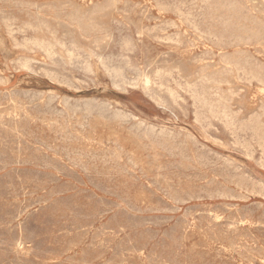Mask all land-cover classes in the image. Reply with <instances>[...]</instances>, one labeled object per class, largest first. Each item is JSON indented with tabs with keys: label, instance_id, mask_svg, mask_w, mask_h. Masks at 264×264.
Segmentation results:
<instances>
[{
	"label": "rangeland",
	"instance_id": "1",
	"mask_svg": "<svg viewBox=\"0 0 264 264\" xmlns=\"http://www.w3.org/2000/svg\"><path fill=\"white\" fill-rule=\"evenodd\" d=\"M0 10V264H264V0Z\"/></svg>",
	"mask_w": 264,
	"mask_h": 264
},
{
	"label": "bare ground",
	"instance_id": "2",
	"mask_svg": "<svg viewBox=\"0 0 264 264\" xmlns=\"http://www.w3.org/2000/svg\"><path fill=\"white\" fill-rule=\"evenodd\" d=\"M65 1V0H64ZM166 1V0H165ZM39 3V2H38ZM128 3V2H127ZM166 3V2H165ZM173 3V2H172ZM158 4V3H157ZM162 4V3H161ZM183 4V3H182ZM133 5H134V3H133ZM151 5V4H150ZM146 6V5H145ZM167 6V5H166ZM183 6V5H182ZM225 6V5H224ZM250 6V5H249ZM256 6V5H255ZM158 7V6H157ZM220 7V6H219ZM189 8V7H188ZM229 8V7H228ZM86 9V8H85ZM1 11V10H0ZM229 11V10H228ZM233 11V10H232ZM231 11V12H232ZM126 12V11H125ZM111 13V12H110ZM181 13V12H180ZM179 13V14H180ZM188 14V13H187ZM231 14V13H230ZM186 15V14H185ZM188 15H191V14H188ZM106 17H107V15H106ZM124 17V16H123ZM127 17V16H126ZM144 17V16H143ZM231 17V16H230ZM192 18V17H191ZM228 18V17H227ZM14 19V18H13ZM112 19V18H111ZM12 21V20H11ZM11 21H9V22H11ZM16 21V20H15ZM155 21V20H154ZM159 21V20H158ZM180 21V20H179ZM227 21H228V19H227ZM7 22V21H6ZM8 22V23H9ZM79 22V21H78ZM223 22V21H222ZM39 23V22H38ZM227 23V22H226ZM161 24V23H160ZM190 24V23H189ZM222 24V23H221ZM26 25V24H25ZM44 25V24H43ZM172 25V24H171ZM184 25V24H183ZM197 25V24H196ZM12 26V25H11ZM195 26V25H194ZM210 26V25H209ZM213 26V25H212ZM224 26V25H223ZM16 27V26H15ZM27 27V26H26ZM155 27V26H154ZM173 27V26H172ZM176 27V26H175ZM199 27V26H198ZM214 27H215V24H214ZM45 28V27H44ZM152 28H153V26H152ZM209 28V27H208ZM217 28V27H216ZM19 29V28H18ZM17 29V30H18ZM28 29V28H27ZM160 29V28H159ZM248 29V28H247ZM256 29V28H255ZM47 30V29H46ZM170 30V29H169ZM225 30V29H224ZM233 30V29H232ZM26 31V30H25ZM119 31V30H118ZM141 31V30H140ZM148 31V30H147ZM235 31V30H234ZM255 31V30H254ZM19 32V31H18ZM30 32V31H29ZM153 32V31H152ZM199 32V31H198ZM212 32V31H211ZM215 32H216V30H215ZM244 32V31H243ZM159 33V32H158ZM157 33V34H158ZM165 33V32H164ZM218 33V32H217ZM27 34V33H26ZM131 34V33H130ZM6 35H8V34H6ZM216 35V34H215ZM223 35V34H222ZM232 35V34H231ZM194 36V35H193ZM225 36V35H224ZM212 37V36H211ZM210 37V38H211ZM240 37V36H239ZM262 37V36H261ZM32 39H33V37H32ZM54 39V38H53ZM217 39V38H216ZM239 39H241V38H239ZM242 39H244V38H242ZM21 40V39H20ZM28 40V39H27ZM33 40H35V39H33ZM226 40V39H225ZM246 40V39H245ZM250 40V39H249ZM12 41V40H11ZM42 41V40H41ZM70 41H71V39H70ZM126 41V40H125ZM124 41V42H125ZM195 41V40H194ZM228 41V40H227ZM43 42V41H42ZM45 42V41H44ZM219 42H220V40H219ZM235 42H236V40H235ZM14 43V42H13ZM21 43V42H20ZM25 43V42H24ZM24 43H22V44H24ZM34 43V42H33ZM21 44V45H22ZM30 44V43H29ZM35 44V43H34ZM47 44H48V42H47ZM59 44V43H58ZM62 44V43H61ZM122 44H123V42H122ZM222 44V43H221ZM38 45V44H37ZM40 45V44H39ZM46 45V44H45ZM49 45H50V43H49ZM120 45V44H119ZM223 45V44H222ZM51 46V45H50ZM49 46V47H50ZM124 46H126V45H124ZM227 46H228V44H227ZM33 47V46H32ZM70 47V46H69ZM68 47V48H69ZM221 47V46H220ZM16 48V47H15ZM45 48V47H44ZM52 48V47H51ZM141 48V47H140ZM25 49V48H24ZM133 49V48H132ZM221 49H223V48H221ZM69 52V51H68ZM220 52V51H219ZM50 53V52H49ZM68 53H66V55H67ZM82 54H85V53H82ZM96 54V53H95ZM110 54V53H109ZM55 55H56V53H55ZM73 56H75V54H73ZM87 56V55H86ZM100 56V55H99ZM246 56V55H245ZM248 56V55H247ZM50 57V56H49ZM69 57V56H68ZM81 57V56H80ZM110 57V56H109ZM229 57V56H228ZM250 57V56H249ZM61 58V57H60ZM67 58V57H66ZM88 58V57H87ZM239 58V57H238ZM246 58V57H245ZM80 59V58H79ZM106 59V58H105ZM112 59V58H111ZM196 60V59H195ZM204 60V59H203ZM220 60H222V59H220ZM244 60V59H243ZM28 61V60H27ZM81 61V60H80ZM105 61V60H104ZM231 61H233V60H231ZM245 61V60H244ZM219 62V61H218ZM217 62V63H218ZM223 62H224V60H223ZM236 62V61H235ZM26 63V62H25ZM256 63V62H255ZM32 64V63H31ZM77 64V63H76ZM112 64V63H111ZM215 64V63H214ZM225 63H223V65H224ZM245 64V63H244ZM86 65V64H85ZM89 65V64H88ZM127 65V64H126ZM152 65V64H151ZM208 65V64H207ZM210 66H211V64H209ZM227 65V67H228V64H226ZM234 65H236L235 63H234ZM246 65H248V64H246ZM66 66V65H65ZM72 66V65H71ZM185 66V65H184ZM222 66V65H221ZM237 66V65H236ZM239 66V65H238ZM107 67V66H106ZM215 67V66H214ZM218 67H220L219 65H218ZM234 67V66H233ZM258 67H259V65H258ZM26 68V67H25ZM113 68V67H112ZM108 69V68H107ZM219 69V68H218ZM221 69V68H220ZM228 69V68H227ZM243 69V68H242ZM28 70V69H27ZM114 70V69H113ZM159 70V69H158ZM222 70H224V69H222ZM236 70V69H235ZM30 71V70H29ZM157 71V70H156ZM213 71V70H212ZM240 71V70H239ZM214 72V71H213ZM219 72V71H218ZM224 72H226V70L225 71H223V73ZM251 72V71H250ZM264 72V71H263ZM92 73V72H91ZM221 73V72H220ZM227 73V72H226ZM255 73V72H254ZM64 74V73H63ZM116 74V73H115ZM208 74V73H207ZM215 74V73H214ZM225 74V73H224ZM213 75V74H212ZM217 75H219V74H217ZM250 75V74H249ZM261 74H259V76H260ZM126 76V75H125ZM208 76H210V75H208ZM71 77V76H70ZM210 77H212V76H210ZM210 77H208L209 79H210ZM215 77V76H214ZM219 77V76H218ZM236 77V76H235ZM252 77V76H251ZM254 77V76H253ZM51 78H53V77H51ZM55 78V77H54ZM207 78V77H206ZM257 78V77H256ZM194 79V78H193ZM216 78H214V80H215ZM220 79V78H219ZM263 79V78H262ZM262 79L260 78V80H257V81H262ZM68 80V79H67ZM211 80H213V78L211 79ZM81 81V80H80ZM90 81V80H89ZM218 81H222V79L221 80H218ZM264 81V80H263ZM66 82V81H65ZM137 82V81H136ZM213 82V81H212ZM215 82H217V80L215 81ZM255 82V81H254ZM58 83V82H57ZM262 83V82H261ZM56 84V83H55ZM155 85V84H154ZM134 86V85H133ZM262 86V85H261ZM145 87V86H144ZM52 95V94H51ZM178 95V94H177ZM58 96V95H57ZM62 99V98H61ZM55 100V99H54ZM238 100H239V98H238ZM245 104V103H244ZM6 107V106H5ZM226 107V106H225ZM22 110V109H21ZM247 110V109H246ZM255 111V110H254ZM22 112V111H21ZM14 113V112H13ZM61 113V112H60ZM10 114V113H9ZM228 114V113H227ZM15 115V114H14ZM120 115V114H119ZM11 116V115H10ZM30 116V115H29ZM110 116V115H109ZM128 116V115H127ZM259 117V116H258ZM244 118V117H243ZM128 119V118H127ZM15 120V119H14ZM129 120V119H128ZM203 120V119H202ZM184 122V121H183ZM54 123V122H53ZM214 123V122H213ZM218 127V126H217ZM258 127V126H257ZM260 127V126H259ZM258 127V128H259ZM130 128H132V127H130ZM262 130V129H261ZM260 130V131H261ZM264 131V130H263ZM186 132V131H185ZM189 132V131H188ZM203 132V131H202ZM128 133V132H127ZM146 133V132H145ZM155 133V132H154ZM209 133V132H208ZM263 133V132H262ZM151 134V133H150ZM168 134V133H167ZM204 134H205V132H204ZM130 135V134H129ZM226 135V134H225ZM171 136V135H170ZM215 136V135H214ZM264 136V135H263ZM141 137V136H140ZM193 139V138H192ZM264 139V138H263ZM133 143V142H132ZM229 143V142H228ZM134 144V143H133ZM20 145V144H19ZM90 146V145H89ZM2 147V146H1ZM197 148H199V147H197ZM244 148V147H243ZM204 149V148H203ZM245 149V148H244ZM205 150V149H204ZM240 151V150H239ZM262 152V151H261ZM208 154V153H207ZM93 155V154H92ZM211 156V155H210ZM216 156V155H215ZM85 157V156H84ZM214 157V156H213ZM19 158V157H18ZM215 158V157H214ZM223 158V157H222ZM221 158V159H222ZM148 162V161H147ZM216 162V161H215ZM132 163V162H131ZM205 164V163H204ZM2 165V164H1ZM107 165V164H106ZM148 165V164H147ZM206 167V166H205ZM236 168V167H235ZM229 169V168H228ZM223 170V169H222ZM231 170V169H230ZM127 171V170H126ZM90 172V171H89ZM98 172V171H97ZM125 172V171H124ZM245 175V174H244ZM256 176V175H255ZM205 178V177H204ZM226 179V178H225ZM239 179V178H238ZM166 180V179H165ZM32 181V180H31ZM188 181V180H187ZM240 182V181H239ZM238 182V183H239ZM162 183V182H161ZM160 183V184H161ZM260 184V183H259ZM164 186V185H163ZM245 190V189H244ZM220 191V190H219ZM162 192V191H161ZM213 194V193H212ZM239 194V193H238ZM188 196V195H187ZM223 196V195H222ZM181 199V198H180ZM189 199V198H188ZM148 202V201H147ZM176 208V207H175ZM178 208V207H177ZM176 212V211H175ZM184 213V212H183ZM186 213V212H185ZM207 213V212H206ZM251 213V212H250ZM201 218V217H200ZM242 218V217H241ZM202 219V218H201ZM195 220V219H194ZM234 220V219H233ZM161 222H163V221H161ZM211 223V222H210ZM215 223V222H214ZM243 223V222H242ZM208 225V224H207ZM235 225V224H234ZM197 226V225H196ZM223 226V225H222ZM198 228V227H197ZM206 228V227H205ZM227 228V227H226ZM235 228V227H234ZM259 228V227H258ZM188 229V228H187ZM199 229V228H198ZM262 229V228H261ZM85 230V229H84ZM214 230V229H213ZM220 231V230H219ZM248 231H249V229H248ZM216 232V231H215ZM218 232V231H217ZM240 234V233H239ZM250 234V233H249ZM102 235V234H101ZM219 235V234H218ZM235 235V234H234ZM112 236V235H111ZM181 236V235H180ZM233 236V235H232ZM255 236V235H254ZM183 237V236H182ZM222 237V236H221ZM181 239V238H180ZM257 239V238H256ZM184 240V239H183ZM96 241V240H95ZM234 241V240H233ZM97 242V241H96ZM238 243V242H237ZM111 244V243H110ZM128 245V244H127ZM86 246V245H85ZM119 247V246H118ZM210 247V246H209ZM221 247V246H220ZM100 248V247H99ZM204 248H205V246H204ZM88 249V248H87ZM114 249V248H113ZM181 249V248H180ZM211 251V250H210ZM247 251V250H246ZM25 252V251H24ZM30 252V251H29ZM132 252V251H131ZM241 252V251H240ZM139 253V252H138ZM251 253V252H250ZM147 254V253H146ZM82 257V256H81ZM127 257V256H126ZM153 257V256H152ZM250 257V256H249ZM252 258V257H251ZM264 258V257H263ZM200 259V258H199ZM115 260V259H114ZM125 260V259H124ZM195 260V259H194ZM194 260H193V263H194ZM94 263V262H93ZM192 263V262H191ZM219 263V262H218ZM217 264V263H216Z\"/></svg>",
	"mask_w": 264,
	"mask_h": 264
}]
</instances>
